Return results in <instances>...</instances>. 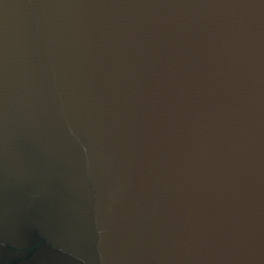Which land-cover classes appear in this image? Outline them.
<instances>
[{"label":"water","instance_id":"water-1","mask_svg":"<svg viewBox=\"0 0 264 264\" xmlns=\"http://www.w3.org/2000/svg\"><path fill=\"white\" fill-rule=\"evenodd\" d=\"M0 264H264V0H0Z\"/></svg>","mask_w":264,"mask_h":264}]
</instances>
